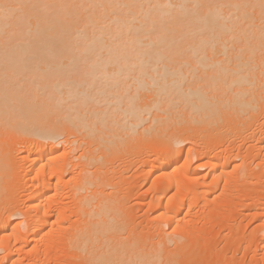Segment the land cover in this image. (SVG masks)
<instances>
[{
	"label": "bare ground",
	"instance_id": "obj_1",
	"mask_svg": "<svg viewBox=\"0 0 264 264\" xmlns=\"http://www.w3.org/2000/svg\"><path fill=\"white\" fill-rule=\"evenodd\" d=\"M262 149L264 0H0V264H224L223 195L264 251Z\"/></svg>",
	"mask_w": 264,
	"mask_h": 264
},
{
	"label": "rangeland",
	"instance_id": "obj_2",
	"mask_svg": "<svg viewBox=\"0 0 264 264\" xmlns=\"http://www.w3.org/2000/svg\"><path fill=\"white\" fill-rule=\"evenodd\" d=\"M262 153H264V149H262L261 150V154ZM203 171V170H202ZM130 174V173H129ZM150 181V180H149ZM149 181L147 180V183L145 182L144 183V185H141V187L138 189L139 190V193L140 194H142V198L141 199H139L138 200V202H135L136 203V205L138 204V206L136 207L135 206V204H134V206H135V209L133 210V212L134 213H132L133 214V216H134V214H136L135 216H134V218L137 220V221H139L141 224H148L147 222L149 221V218H150V216L152 215V213H151V211H149L150 210V208H149V206L147 205V202H148V198H149V195H150V189H148L149 188ZM234 186H236L235 184H233ZM238 185H240V184H238ZM142 189V190H141ZM150 190V191H149ZM262 195V196H261ZM224 196L225 195H223L222 197H219V199H220V201H219V199H214L213 200V204L216 202V204H214V205H221L220 207H222L223 209L224 208H226V213L223 211V209H222V212H221V210L219 211H215V212H212V214L214 215H212L211 217H210V215H209V221H207L205 224H204V226H206V227H204V226H201V228H199V229H203V231H201L200 233L201 234H203L204 235V233H206L205 235H204V237H207L208 239H209V237L210 236H212V237H210V239L213 241L212 243H214V244H212L213 245V248L214 249H212V247H211V249H210V247H209V249H208V251H212V254L214 253L215 254V251L216 252H222L221 254L223 255H221L224 259H221L223 262H224V264H264V255H263V250H262V246H261V242H260V235L258 236V234H255V235H257L258 237H256L254 234V236L253 235H251L252 233V230H253V228L257 225V223H259L261 220H259V218L258 219H256V218H254V219H252L253 217H248V216H243L242 215V213H243V211H241L243 208H240V213H241V215H239V213L238 212H236V213H238L237 215H235V214H233V208L232 207H230L231 208V210H229L230 208H229V205H228V202H230V206H232V205H237L236 203H234V202H236V200H235V198L234 197H231L232 198V201H234L233 202V204L231 203V198L230 197H228V196H226L225 198H224ZM257 196H259L258 198H261L260 200L262 201V199H264V190H261V191H258L257 192ZM224 199V200H223ZM234 199V200H233ZM237 200H240V202L242 201V202H244V198L243 199H239V198H236ZM141 200V201H140ZM216 200V201H215ZM141 202V203H140ZM241 202V203H242ZM246 202V201H245ZM146 203V204H145ZM225 203V204H224ZM238 203H239V201H238ZM232 204V205H231ZM224 205V206H223ZM240 205V204H239ZM134 206H133V204H132V208H134ZM226 206V207H225ZM137 208V209H136ZM254 207H251V210H250V208H248V210L250 211V212H253V211H255V210H259V208L257 209L256 208V206H255V210L253 209ZM137 211V212H136ZM229 211H230V213H229ZM245 212V211H244ZM206 213V216H208V212H205ZM215 213V214H214ZM217 213V214H216ZM223 215H222V214ZM224 214H227V215H224ZM231 214V215H230ZM233 214V215H232ZM202 214H200V219H197V217L196 216H199V215H196L195 217H194V219H192V220H194V222H193V224H196L197 226H200L201 224H202V221L204 222V220H203V218H202V216H201ZM229 215V216H228ZM137 216V217H136ZM224 216V217H223ZM226 216V217H225ZM203 217H204V215H203ZM231 217V218H230ZM72 218H74L73 216H72ZM138 218V219H137ZM195 218H196V220H195ZM226 218V219H225ZM261 219V218H260ZM202 220V221H201ZM211 220V221H210ZM226 220V221H225ZM231 220V221H230ZM196 221V222H195ZM201 221V222H200ZM220 222V223H219ZM235 222H238L239 223V227H238V229L239 230H237L236 232L235 231H231V230H229L230 228V226H231V224H234ZM223 223V224H222ZM200 224V225H199ZM209 224V225H208ZM212 224H214V225H212ZM222 224V225H221ZM145 225V226H146ZM144 226V227H145ZM223 226V227H222ZM146 228V227H145ZM166 229H167V227H165ZM196 229H197V227H196ZM222 229V230H221ZM198 230V229H197ZM219 230V231H218ZM200 231V230H199ZM199 231H197L198 233H197V235L195 236L198 240H200V242H202V243H206L207 241H206V239L207 238H203V235H200V233H199ZM208 231H209V233H208ZM210 231H211V234H210ZM234 232V233H233ZM237 232H240V234H237ZM207 233L209 234V237H208V235H207ZM213 233L215 234V236L213 235ZM241 233H242V236L245 234V238L246 239H248V237H249V239L248 240H245L244 239V241H242V242H240L239 241V239H241L242 237H241ZM199 234V235H198ZM248 234V235H247ZM193 236V235H192ZM214 236V237H213ZM234 236H235V238H234ZM239 236H240V238H239ZM237 237V238H236ZM243 237V238H244ZM203 239H205V241H203ZM211 240H210V242H211ZM215 241V242H214ZM206 243L207 245L209 244V245H211V243ZM228 242V243H227ZM204 243V244H205ZM204 244H201L202 245V248H204L205 247V245ZM207 245H206V247H207ZM224 245H227L226 247L224 246ZM233 246V247H232ZM206 247H205V250H206ZM217 247V248H216ZM224 247V248H223ZM231 247V248H230ZM229 249V250H226L227 252H225V256H224V254H223V251L221 250V249H224V251H225V249ZM236 248H238L237 250H236ZM218 250V251H217ZM236 250V251H235ZM202 251H204V250H202ZM202 251H201V253H202ZM207 251V250H206ZM207 251V252H208ZM205 252V251H204ZM211 253V252H210ZM203 254V253H202ZM207 254H209V253H207ZM206 253L204 254V255H207ZM229 254V255H228ZM228 256V257H227ZM233 257V258H232ZM228 258V259H227ZM230 258V259H229ZM237 258V259H236ZM242 258V259H241ZM65 260H67V259H65ZM65 260H63V261H61V262H59V263H56L57 261H55V260H48V264H63L64 262H65ZM70 260V259H69ZM68 260V261H69ZM206 260V259H205ZM229 260V261H228ZM232 260H234V263H233V261ZM55 261V262H54ZM68 261H66L64 264H66V263H68V264H73V260L70 262H68ZM208 261V262H207ZM206 262L207 263H209V260H207ZM226 261V262H225ZM50 262V263H49ZM203 262V261H202ZM201 262V263H202ZM227 262H229V263H227ZM241 262V263H240ZM74 263H75V261H74ZM203 264V263H202Z\"/></svg>",
	"mask_w": 264,
	"mask_h": 264
}]
</instances>
